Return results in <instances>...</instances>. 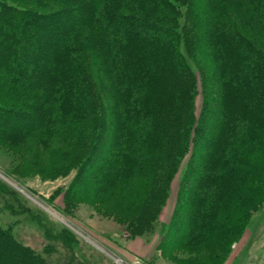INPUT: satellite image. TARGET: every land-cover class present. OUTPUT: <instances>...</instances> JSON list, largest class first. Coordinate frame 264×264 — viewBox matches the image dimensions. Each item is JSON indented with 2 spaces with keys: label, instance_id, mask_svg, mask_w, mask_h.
Masks as SVG:
<instances>
[{
  "label": "trees",
  "instance_id": "1",
  "mask_svg": "<svg viewBox=\"0 0 264 264\" xmlns=\"http://www.w3.org/2000/svg\"><path fill=\"white\" fill-rule=\"evenodd\" d=\"M195 4L0 0V95L11 97V108L0 103V134L25 139L80 129L87 144L92 135L97 147L106 130H116L112 164L96 188L106 194L128 176L137 177L149 190L143 211L159 200L165 175L193 144L192 161L203 176L193 184L198 188L192 215L180 210L165 237L214 255L227 251L232 237L241 234L243 220L264 200V52L232 17L237 9L250 11L251 32L264 35V0H214L203 38ZM67 16L77 18L62 23ZM54 25L66 28L55 37ZM202 44L213 50L217 64L219 100L208 112L210 122L197 120L192 109L200 89L193 65L201 62ZM38 56L47 58L40 64ZM28 59L33 67L24 62ZM20 75L25 80L19 81ZM28 116L33 122L22 123ZM7 121L19 127L8 128ZM214 125L215 134L204 141L205 128ZM202 144L215 148L205 167L204 154L197 152ZM0 193L11 194L2 183ZM48 236L76 264L68 250L73 234L63 229ZM0 264L51 263L0 224Z\"/></svg>",
  "mask_w": 264,
  "mask_h": 264
},
{
  "label": "rangeland",
  "instance_id": "2",
  "mask_svg": "<svg viewBox=\"0 0 264 264\" xmlns=\"http://www.w3.org/2000/svg\"><path fill=\"white\" fill-rule=\"evenodd\" d=\"M212 3L214 0H196L195 18L202 38L208 30L204 22L212 11ZM237 10L232 17L264 52V35L255 29L251 32L248 24L252 13ZM76 18L67 16L61 18V22L69 24ZM54 27L51 35L56 37L66 25ZM200 53L201 62L193 65L200 89L193 99L192 109L197 120L210 122L208 112L215 99L219 100V85L215 94L214 84L217 64L211 48L202 44ZM46 58L38 56L37 63L42 64ZM33 61L24 60L30 67ZM23 80L24 76L20 75L19 81ZM0 103L11 108V97L3 93ZM12 107L21 110L19 106ZM34 119V116L24 117L22 123L30 124ZM6 125L10 128L18 124L7 121ZM215 129V125L211 130L206 127L203 140L210 139ZM106 135L96 147V143H91L92 135L87 136V144L80 129L25 139L0 134V183L11 193L5 196L0 193V224L18 242L51 264H72L68 259L72 255L62 246H53L48 236L63 229L74 236L73 248L68 250L73 253L76 264H264V200L243 220L241 234L236 239L232 237L224 254L209 255L199 247L188 250L175 239L167 242L165 236L174 229L179 211L184 209L186 214L192 215V202L198 188L193 184H198L203 176L202 168L198 169L192 161L196 148L191 144L189 152L172 166L165 175L163 194L143 211L141 204L149 190L137 177L128 176L106 194L96 188L104 181L102 174L106 167L112 164L116 130H106ZM210 150L215 148L210 147ZM210 150L203 144L197 150L204 154L201 161L204 167ZM196 172L198 177H195ZM263 183L261 180L260 185ZM187 225L189 223L185 222V231Z\"/></svg>",
  "mask_w": 264,
  "mask_h": 264
}]
</instances>
